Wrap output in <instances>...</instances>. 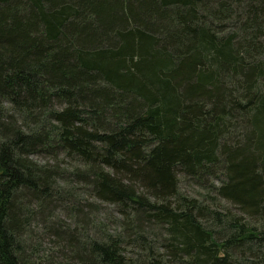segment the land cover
<instances>
[{
	"label": "trees",
	"instance_id": "trees-1",
	"mask_svg": "<svg viewBox=\"0 0 264 264\" xmlns=\"http://www.w3.org/2000/svg\"><path fill=\"white\" fill-rule=\"evenodd\" d=\"M262 84L264 0H0V264H264ZM71 179L116 228L53 225Z\"/></svg>",
	"mask_w": 264,
	"mask_h": 264
},
{
	"label": "rangeland",
	"instance_id": "rangeland-1",
	"mask_svg": "<svg viewBox=\"0 0 264 264\" xmlns=\"http://www.w3.org/2000/svg\"><path fill=\"white\" fill-rule=\"evenodd\" d=\"M264 87V84H262ZM232 124H239L240 117L234 116L232 119ZM230 120V121H231ZM34 159H36L39 163H44L50 167H57L60 170H63L65 168L71 169L74 166V162L64 156H59L57 159L44 157L42 155L33 156ZM179 181V191L181 194L190 195L192 197H196L198 199H206V203H211L207 195V190L203 189V186L194 184L190 179L184 177L182 174L178 175ZM72 181V184L65 185L62 180H57L56 184L63 187V185L66 188L74 187L75 188V194L74 196L77 198L76 200L79 202V208L74 209V211H69L68 206H66L65 202L63 201V204L56 206L54 211L51 214V220L53 222V225H59L61 226V223H64L67 227L68 231H72L73 228L78 226L77 234L82 238L83 232L86 231L87 236L90 238L95 237L99 232L97 231V228L95 229V223L98 226L97 222H100L99 224L102 225L105 229L111 230L114 227L116 228L119 221V214H117V207L113 204L100 201L98 199H95L91 194L90 191L85 188V186L81 183H78L76 181ZM214 184H218V180H214ZM210 196H216L214 204H210L211 207L214 208V206H217L219 208L225 209L228 208L232 212H238L235 205L231 204L230 202L218 197L215 193H210ZM83 220H80L82 219ZM82 223L80 225H85V227L82 229V227L79 229L78 225L79 223ZM117 224V225H116ZM42 226V225H41ZM35 228V236L34 239H29V243L32 245H39L41 244V247L45 249L44 255L47 257L44 258L45 261L48 260V257L51 258L50 262L54 261L51 256L52 255H58V247L55 246V243L53 242L55 240V237L48 236L46 232L42 229V227ZM83 239V238H82ZM59 260V259H58ZM238 261L242 263L240 258H238ZM239 263V262H238ZM239 263V264H240ZM63 264V260H62ZM68 264H73L72 261H69Z\"/></svg>",
	"mask_w": 264,
	"mask_h": 264
}]
</instances>
